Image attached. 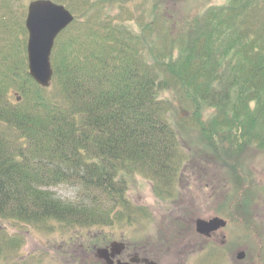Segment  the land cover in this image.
Instances as JSON below:
<instances>
[{
    "label": "trees",
    "instance_id": "trees-1",
    "mask_svg": "<svg viewBox=\"0 0 264 264\" xmlns=\"http://www.w3.org/2000/svg\"><path fill=\"white\" fill-rule=\"evenodd\" d=\"M92 7L91 18L83 6V22L55 43V99L31 81L26 68L0 64L2 219L102 224L95 198L121 205L126 182L138 175L152 183L156 197L170 198L163 190L174 187L183 161L166 118L171 104L159 97L163 91L176 89L184 98L179 102L195 113L214 111L199 130L222 162L254 141L264 146V0H227L191 31L186 23L170 30L161 16L165 29L155 53L156 40L145 39L148 49L141 48L144 38L127 26L134 21L130 10L119 22L107 0ZM156 16L138 18L135 26L152 32ZM218 28L226 30L222 43ZM201 40L211 43L208 55L197 47ZM12 85L17 94L10 103L6 89ZM58 185H76L85 200L74 206L57 200L51 189Z\"/></svg>",
    "mask_w": 264,
    "mask_h": 264
},
{
    "label": "rangeland",
    "instance_id": "rangeland-1",
    "mask_svg": "<svg viewBox=\"0 0 264 264\" xmlns=\"http://www.w3.org/2000/svg\"><path fill=\"white\" fill-rule=\"evenodd\" d=\"M2 0H0L1 2ZM8 1V0H5ZM36 0H10L2 6L0 5L1 21L9 20L7 24L0 25V64L8 65L10 68H26L25 41L27 36L24 33V20L26 9L30 2ZM54 4L63 5L74 17V21L69 25V30L76 29L80 22H83V6H89L85 17L91 18L94 14L92 6L100 8L103 0H49ZM114 8L111 18L125 20L127 10L131 11L134 21L127 24L134 31H139L137 35L144 39L141 41V48L148 49L143 41H155L162 35L161 21L163 18L169 21V29L177 31L184 23L189 30H193L197 25L208 20V14L212 16L214 8L225 7L227 0H107ZM4 3V1H3ZM161 11V15L156 16L155 11ZM2 11L4 13H2ZM9 14V15H7ZM100 15V12L97 13ZM154 16L156 22L152 32H143L135 26V21L142 18L145 22L151 21ZM83 19V20H80ZM118 23V22H117ZM127 23V22H126ZM170 29V30H171ZM169 31V30H168ZM171 32V31H170ZM219 43H222L226 30L218 28ZM167 35V34H166ZM168 37V35H167ZM167 40V39H166ZM209 41L201 40L198 48H202L208 55ZM162 42L155 41L154 53L159 50ZM140 48V49H141ZM23 49V51H22ZM212 56L205 59L206 67ZM23 62V63H22ZM22 63V66H20ZM19 86V83H16ZM51 99H55L58 91L53 84V80L46 90ZM16 87L12 85L6 89V98L10 103L16 99ZM17 94V93H16ZM19 95V94H18ZM161 100L171 104L166 116L167 122L175 133L177 143L180 147L181 172L186 167L188 172L186 177L177 182L180 191H185L183 198L176 193L167 201H159L154 194L150 181L143 176L130 177L124 189V198L121 205L113 204L105 197L95 198L101 211V219L97 224L90 227H81L69 223L47 221L40 225H28L16 221L0 218V243H10L13 240L21 242L23 253L36 252L38 264H45L50 259L52 252L60 254L65 251V243L70 246L83 244L84 248L100 246L106 241H111L114 237H122L127 243L142 245L149 241V238L156 239V234L166 236H177L172 232L179 229V236L186 233V224L191 218L210 217L211 213L219 211L221 206L228 205L235 209V213H230L229 208L224 207L222 212L225 215L232 214L235 220L225 230L228 237L227 246L230 255H234L239 250L245 253V264H264V146L259 147L252 142L247 149L234 157L229 162H222L221 158L210 145L204 141L203 133L199 126L214 117V111L202 108L198 113L194 112V107L189 106L186 101L179 102L178 98L183 95L173 91H163L159 95ZM178 97V98H177ZM184 99V98H183ZM213 175V186L219 190L212 198L204 197L208 192L204 189L209 183L205 175ZM205 178V179H204ZM209 188V187H208ZM54 198L70 205L79 204L83 193L76 185H58L51 189ZM169 191V190H168ZM165 192L169 194V192ZM243 196L245 210L239 208ZM227 197L223 203L222 198ZM80 198V199H79ZM79 199V200H78ZM178 203L176 204V202ZM247 204V207H246ZM173 207V208H172ZM221 212V213H222ZM128 214L129 218H125ZM220 215L219 213H216ZM120 216V217H119ZM111 223V225H110ZM252 223L254 230L248 229V224ZM190 237H194L193 234ZM179 239V238H178ZM65 242V243H64ZM52 244L54 247H52ZM33 247L31 250L30 248ZM62 245V246H61ZM61 247V248H60ZM65 248V247H64ZM198 252L195 257L196 264H206L212 259L215 251ZM55 258V255H54ZM22 261L29 264L27 257ZM61 257L59 256L58 262ZM169 260L168 262H170ZM210 263V261H209ZM162 264H165L162 262Z\"/></svg>",
    "mask_w": 264,
    "mask_h": 264
},
{
    "label": "flooded vegetation",
    "instance_id": "flooded-vegetation-1",
    "mask_svg": "<svg viewBox=\"0 0 264 264\" xmlns=\"http://www.w3.org/2000/svg\"><path fill=\"white\" fill-rule=\"evenodd\" d=\"M208 176V175H205ZM209 183L204 189H207V193L204 197L212 198L219 192L217 187H212V180L206 179ZM209 187V188H208ZM179 197L185 196V191L178 190ZM243 196H241V199ZM223 203L227 201V197L222 198ZM242 203L239 208L245 210V202L242 199ZM230 207L223 205L222 209ZM233 210L232 207L229 210ZM222 210H219L221 213ZM224 212V211H223ZM211 215L208 218L219 217L226 222V227L230 225L229 215L217 216L215 213L210 212ZM207 219V218H205ZM189 222H183L186 224V233L183 232L182 236H179V229H173L172 232L177 236H166L162 234H156L155 238H149L148 242L142 245H133L127 243L122 237H114L111 241L105 242L100 246L95 245L93 248H84L83 244L78 246L72 245L69 247L65 242V251L58 254L52 252L50 262L45 264H196L195 257L198 252L203 251H215L212 252V259L207 260L206 264H245L242 261H237L236 255L239 252H234V255H230L227 239L225 235V229L213 232L208 237H201L196 234L194 229L193 218L188 220ZM193 234L194 237H190ZM179 238V239H178ZM62 246V245H61ZM34 245L30 248L33 249ZM52 247L54 245L52 244ZM61 248V247H60ZM21 242L13 240L10 243H0V264H23L22 261L29 258V264H38V257L36 252H29L24 254L25 250H22ZM98 251H105V253H99ZM55 255V258H54ZM59 256L61 257L58 262ZM245 259V257H244ZM243 259V260H244ZM171 260L170 262H168ZM210 261V263H209Z\"/></svg>",
    "mask_w": 264,
    "mask_h": 264
},
{
    "label": "water",
    "instance_id": "water-1",
    "mask_svg": "<svg viewBox=\"0 0 264 264\" xmlns=\"http://www.w3.org/2000/svg\"><path fill=\"white\" fill-rule=\"evenodd\" d=\"M73 21V17L61 6L50 1H36L28 6L25 28L28 33L26 51L28 74L41 88H48L52 79L50 55L57 36ZM218 219L209 222L197 221L198 234L208 236L223 227ZM105 253V251H98ZM238 260L243 259L239 254Z\"/></svg>",
    "mask_w": 264,
    "mask_h": 264
}]
</instances>
